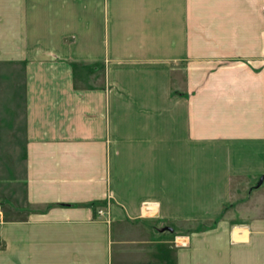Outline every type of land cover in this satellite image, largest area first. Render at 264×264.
<instances>
[{"label": "crops", "instance_id": "crops-1", "mask_svg": "<svg viewBox=\"0 0 264 264\" xmlns=\"http://www.w3.org/2000/svg\"><path fill=\"white\" fill-rule=\"evenodd\" d=\"M0 264H264V0H0Z\"/></svg>", "mask_w": 264, "mask_h": 264}, {"label": "rangeland", "instance_id": "rangeland-1", "mask_svg": "<svg viewBox=\"0 0 264 264\" xmlns=\"http://www.w3.org/2000/svg\"><path fill=\"white\" fill-rule=\"evenodd\" d=\"M213 224H214V223H213ZM196 227H197V228H200V229H202V228H203V226H200V227H199V226H198V224L196 225Z\"/></svg>", "mask_w": 264, "mask_h": 264}, {"label": "water", "instance_id": "water-1", "mask_svg": "<svg viewBox=\"0 0 264 264\" xmlns=\"http://www.w3.org/2000/svg\"><path fill=\"white\" fill-rule=\"evenodd\" d=\"M263 181V178H260V181H259V183H261Z\"/></svg>", "mask_w": 264, "mask_h": 264}, {"label": "built area", "instance_id": "built-area-1", "mask_svg": "<svg viewBox=\"0 0 264 264\" xmlns=\"http://www.w3.org/2000/svg\"><path fill=\"white\" fill-rule=\"evenodd\" d=\"M98 213H99V214H103V212H102V211H98Z\"/></svg>", "mask_w": 264, "mask_h": 264}]
</instances>
